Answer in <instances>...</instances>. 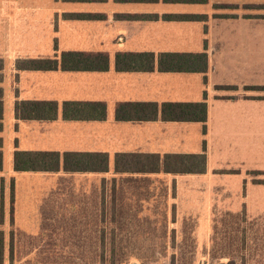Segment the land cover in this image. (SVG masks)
<instances>
[{"label": "crops", "instance_id": "0c3cea01", "mask_svg": "<svg viewBox=\"0 0 264 264\" xmlns=\"http://www.w3.org/2000/svg\"><path fill=\"white\" fill-rule=\"evenodd\" d=\"M247 2L0 0V264H36L35 256L55 254L58 223L91 220L57 208L103 206L104 181L117 174L120 154L204 152L203 173L175 176L190 193L208 190L204 182L217 181L216 171H228L223 181L240 189L247 170H264V17L243 8ZM192 15L200 17H185ZM64 51L102 52L108 68L16 65ZM141 52L154 54L152 69L116 68L118 53ZM162 53H206L207 68L162 70ZM20 102H54L56 117L20 118ZM68 102L81 104L80 115L64 117ZM195 102L206 104L204 122L171 119L163 106ZM92 103L104 105L103 118ZM16 150L100 153L107 169L16 171ZM245 183L240 206L259 218L264 185Z\"/></svg>", "mask_w": 264, "mask_h": 264}, {"label": "rangeland", "instance_id": "374dc122", "mask_svg": "<svg viewBox=\"0 0 264 264\" xmlns=\"http://www.w3.org/2000/svg\"><path fill=\"white\" fill-rule=\"evenodd\" d=\"M246 1L264 17V0ZM116 172L105 178L103 206L57 208L91 220L58 223L56 253L35 256L36 264H264V214L240 206L245 182L264 185V170H247L240 189L216 171L217 181L195 194L178 189L179 173Z\"/></svg>", "mask_w": 264, "mask_h": 264}, {"label": "trees", "instance_id": "16d2710c", "mask_svg": "<svg viewBox=\"0 0 264 264\" xmlns=\"http://www.w3.org/2000/svg\"><path fill=\"white\" fill-rule=\"evenodd\" d=\"M193 1V0H189ZM198 1V0H195ZM204 1V0H201ZM198 18L200 16H185ZM154 54L118 53L116 55L117 69H152ZM20 69H61L67 70H106L108 57L102 52L86 53L81 51H64L57 58H30L17 62ZM158 67L164 70H189L204 72L207 68L206 53H162L158 59ZM80 103H64L63 115L68 118L71 115L78 116L83 110ZM95 108H101L100 117L105 114L104 105L92 103ZM156 108V104H147ZM168 109L166 114L171 119L206 120L205 102L195 103H168L163 104ZM57 105L54 102H20L15 105L16 115L20 118L52 119L56 117ZM0 102V119H1ZM205 126L203 127V131ZM107 157L100 153L58 152L47 151H19L14 153V169L56 171L61 165L65 171H84L91 169L106 170ZM62 163V164H61ZM2 167V153L0 151V169ZM151 172L163 171L166 173H203L206 170V155L204 152L195 154H120L115 160V170H129L132 168Z\"/></svg>", "mask_w": 264, "mask_h": 264}]
</instances>
